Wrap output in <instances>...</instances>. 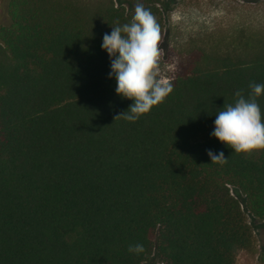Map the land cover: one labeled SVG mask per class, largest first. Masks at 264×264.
Segmentation results:
<instances>
[{"label": "trees", "instance_id": "obj_1", "mask_svg": "<svg viewBox=\"0 0 264 264\" xmlns=\"http://www.w3.org/2000/svg\"><path fill=\"white\" fill-rule=\"evenodd\" d=\"M129 0H9L0 29V264H238L264 219V149L235 153L215 114L264 84V38L201 51L137 121L101 47ZM163 32L160 0L141 2ZM257 102L264 112V96ZM209 150L224 153L212 163ZM144 251L130 253V245Z\"/></svg>", "mask_w": 264, "mask_h": 264}, {"label": "clouds", "instance_id": "obj_2", "mask_svg": "<svg viewBox=\"0 0 264 264\" xmlns=\"http://www.w3.org/2000/svg\"><path fill=\"white\" fill-rule=\"evenodd\" d=\"M103 37L102 49L111 61L109 78H115L116 94L132 101L122 115L135 122L165 101L173 92V85L160 78L159 61L162 52L161 28L154 15L137 0L135 13L129 23L112 27ZM251 93L246 98L235 93L234 104H225L215 114L211 135L235 153H251L264 149V112L257 98L264 96V84L250 83ZM212 163H226L224 153L209 150ZM130 253L144 251L142 244L130 245Z\"/></svg>", "mask_w": 264, "mask_h": 264}, {"label": "rangeland", "instance_id": "obj_3", "mask_svg": "<svg viewBox=\"0 0 264 264\" xmlns=\"http://www.w3.org/2000/svg\"><path fill=\"white\" fill-rule=\"evenodd\" d=\"M72 1L93 7L102 0ZM8 2L0 0V29L10 24ZM136 3L129 0L125 5L132 16ZM158 7L163 19L160 78L169 82L192 57H201V51H231L240 42L238 33L264 38V0H160ZM232 192L241 201L254 233L253 245L239 250L237 262L264 264V219L245 208L242 192ZM144 264L164 263L155 251Z\"/></svg>", "mask_w": 264, "mask_h": 264}]
</instances>
